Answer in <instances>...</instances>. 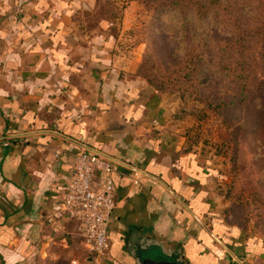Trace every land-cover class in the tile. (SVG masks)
Masks as SVG:
<instances>
[{
    "label": "crops",
    "instance_id": "0c3cea01",
    "mask_svg": "<svg viewBox=\"0 0 264 264\" xmlns=\"http://www.w3.org/2000/svg\"><path fill=\"white\" fill-rule=\"evenodd\" d=\"M101 1L0 0V264H96L62 210L82 145L133 169L113 174L100 264H264V234L227 217L215 160L123 59Z\"/></svg>",
    "mask_w": 264,
    "mask_h": 264
},
{
    "label": "rangeland",
    "instance_id": "374dc122",
    "mask_svg": "<svg viewBox=\"0 0 264 264\" xmlns=\"http://www.w3.org/2000/svg\"><path fill=\"white\" fill-rule=\"evenodd\" d=\"M209 1L218 32L192 16L167 28L159 13L166 0H103L95 15H115L105 28L118 36L123 59L135 62L134 74L189 144L215 160L230 221L264 234V0Z\"/></svg>",
    "mask_w": 264,
    "mask_h": 264
},
{
    "label": "built area",
    "instance_id": "2783aa9c",
    "mask_svg": "<svg viewBox=\"0 0 264 264\" xmlns=\"http://www.w3.org/2000/svg\"><path fill=\"white\" fill-rule=\"evenodd\" d=\"M130 165L87 145H82L73 155V169L66 181L62 210L69 219H76L81 225L88 250L87 261L100 264L109 248L112 213L117 207L113 174L132 169ZM237 262L243 264L242 260Z\"/></svg>",
    "mask_w": 264,
    "mask_h": 264
},
{
    "label": "trees",
    "instance_id": "16d2710c",
    "mask_svg": "<svg viewBox=\"0 0 264 264\" xmlns=\"http://www.w3.org/2000/svg\"><path fill=\"white\" fill-rule=\"evenodd\" d=\"M184 1L185 0H175L173 4H170L166 0L165 5L160 8L159 13L161 15L162 13H164L165 20L167 21V28H170V26H181V24L183 25V20L185 18L187 19V16H192L194 20H198V23L203 21L208 22L209 18L211 17L210 12L212 8L214 9V13L218 12L216 7L211 6L209 0H187L188 5L186 6H184L183 4ZM246 7V4H241L239 7V13L243 14V12L246 10ZM205 29L212 30L214 32L219 31V28H214L212 26V22H208ZM235 32L236 30L233 28V26H230L228 33L232 35Z\"/></svg>",
    "mask_w": 264,
    "mask_h": 264
},
{
    "label": "water",
    "instance_id": "95a60500",
    "mask_svg": "<svg viewBox=\"0 0 264 264\" xmlns=\"http://www.w3.org/2000/svg\"><path fill=\"white\" fill-rule=\"evenodd\" d=\"M126 126L124 124H117V125H114L113 127H110L109 129H125Z\"/></svg>",
    "mask_w": 264,
    "mask_h": 264
}]
</instances>
